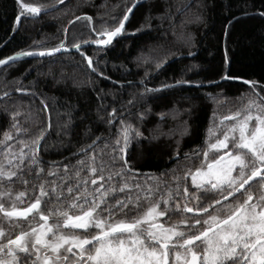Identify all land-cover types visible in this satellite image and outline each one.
<instances>
[{"label":"trees","instance_id":"trees-1","mask_svg":"<svg viewBox=\"0 0 264 264\" xmlns=\"http://www.w3.org/2000/svg\"><path fill=\"white\" fill-rule=\"evenodd\" d=\"M60 1L0 0V60L97 40L135 0ZM226 76L253 85L200 86ZM178 82L188 84L158 90ZM263 118L264 0H148L105 48L1 67L0 264H40L37 246L51 257L49 242L96 237L100 220L134 223L159 212L156 225L176 227L171 241L182 242L212 216L262 209L264 179L216 204L260 165L251 155L228 186H197L192 176L236 152L242 126L251 132ZM35 202L26 217L8 214ZM84 214L94 218L87 229L68 224ZM135 234L162 248L151 233ZM20 236L25 244L32 237L30 249L16 242ZM171 241L168 260L186 249ZM63 259L82 264L73 251Z\"/></svg>","mask_w":264,"mask_h":264},{"label":"rangeland","instance_id":"rangeland-1","mask_svg":"<svg viewBox=\"0 0 264 264\" xmlns=\"http://www.w3.org/2000/svg\"><path fill=\"white\" fill-rule=\"evenodd\" d=\"M22 7L30 14L39 13V10L31 5L22 3ZM247 128V124L242 126L240 131L241 141L238 142L236 152L224 158L220 157V159L213 160L205 168L193 174L192 181L195 185L202 187L212 184V186L225 187L232 184L235 168L243 163L245 155H251L249 157L254 158L259 164L264 163V118L260 119L253 131L250 132V129ZM225 147L226 144L222 148ZM258 210L257 205H253L251 208L246 207L238 217L209 234L200 243L210 244L209 249L202 248L200 244L184 250L178 249L172 253L173 257L169 260L167 259V251L170 250L147 246L144 244V239L141 240L139 237V240H137L138 236L135 234V232L151 233L163 243H168L176 238L178 235L176 227L156 225L160 221L159 212H149L134 223H111L97 220L102 227L96 237L81 239L78 237V239H74L67 236L62 238L61 241L49 242V247L53 251L48 249L49 253L53 254L51 257H43V254H48L40 251L45 248L44 246L43 248L37 246L40 250L36 248V251L40 253V264H69L63 257L72 251L77 255V258L81 254L82 261L86 262L88 260L89 264H201L197 259L199 256L206 264H217L218 259L220 261L230 260L229 258L233 255L231 251L237 243L244 245L245 248L246 238H255V241L264 236V218L261 217V213L264 214V208L262 212L257 213ZM218 218L212 216L208 219L207 225L209 227L217 225L222 220ZM93 222L94 218L89 215L75 226L80 229H87ZM246 225L250 229L240 232L239 227H245ZM177 231L180 232L179 229ZM117 236H119L118 239ZM37 238L44 241L42 234L38 235ZM28 239L33 240L32 237H28ZM94 239L97 240L98 244H95L93 249H88ZM24 240L23 236H20L16 242L24 245ZM31 240L25 244L28 249L31 248L32 244L29 243ZM263 249L264 242L258 246L255 254L257 255ZM202 251H204V254H202ZM88 253L90 254L89 259L87 258Z\"/></svg>","mask_w":264,"mask_h":264},{"label":"water","instance_id":"water-1","mask_svg":"<svg viewBox=\"0 0 264 264\" xmlns=\"http://www.w3.org/2000/svg\"><path fill=\"white\" fill-rule=\"evenodd\" d=\"M66 0H62L60 1V4L65 2ZM148 0H135L134 3L131 5V7L128 9V11L126 12L124 18L122 19L121 23L118 25L117 28H115L113 31L105 34V35H101L104 38L99 39V40H92V41H86L84 43H79L73 46H61L58 48H54V49H49V50H41V51H29V52H21V53H16L14 55H11L7 58L1 59L0 60V68L8 65L10 63L16 62V61H21V60H27V59H33V58H47V57H51L57 54H61V53H68V52H80L84 47H95V48H105L107 46H109L110 44H112L117 38H119L120 36L123 35V33L125 32L128 22L130 21L134 11L136 10V8L145 3ZM85 56V55H84ZM88 60L89 65L92 67V61L88 56H85ZM224 80H233V81H238V82H242L246 85H253V82L250 80H246V79H240V78H228L227 76L224 77L223 79H220L218 81L215 82H211V83H206V84H200V86H211V85H216L221 83ZM184 84H188L185 82H178L172 85H167L163 88H159L158 90L161 89H165V88H169V87H174V86H180V85H184ZM40 146V145H39ZM38 146V148H39ZM225 155H222L221 157H224ZM264 177V166L259 167L258 169H256L242 184H240L236 190H234L233 192H231L230 194H228L227 196L221 198L220 200L217 201V204H221L225 201H228L230 199H232L233 197H235L236 195H238L240 192H242L245 188H247L250 184H252L254 181L263 178ZM39 206L38 202H35L34 204H32L31 206L24 208V209H17V210H13V211H9L8 214L10 216L13 217H25L30 215L31 213H33ZM187 212L190 214H194V215H202L204 213H206V210H192V209H187ZM239 212H237L234 216H232L231 218H228L226 220H224L223 222H221L220 224L205 230L203 233L194 236L188 240H186L185 245H190L193 244L195 242H198L200 240H202L205 236H207L209 233L215 231L216 229H218L219 227L223 226L224 224L228 223L233 217H235ZM86 217V214L74 218L72 220H70L68 223L69 224H74V223H78L80 222L82 219H84ZM163 246H167V244H163Z\"/></svg>","mask_w":264,"mask_h":264},{"label":"flooded vegetation","instance_id":"flooded-vegetation-1","mask_svg":"<svg viewBox=\"0 0 264 264\" xmlns=\"http://www.w3.org/2000/svg\"><path fill=\"white\" fill-rule=\"evenodd\" d=\"M213 185H215V184H213ZM261 215H262L261 217L264 218V214L261 213ZM239 229H240L239 231L242 232V231L250 229V227H248V225H246L245 227H239ZM249 233H251V232H249ZM254 239L255 238H252V239L249 237L246 238L245 242H247V243H246L245 248H244V245L237 243L235 248L231 251L233 255L232 256L230 255L231 256L229 258L230 260L229 261L228 260H226V261L221 260L220 261L218 259L219 262H217V264H252V263L264 264V249L261 252H259L257 255L255 254V251L257 250L258 246L264 242V236L260 237L259 239L255 240V241H254ZM185 240L186 239H184L182 242H178V241L172 242L171 245L184 247ZM202 242L203 241L198 242V243H194L192 245H189L188 247H193L195 245H199ZM200 245L202 246V248H206V249H209L211 247L210 244H200ZM202 248H201V250H202ZM202 254H204V251H202ZM89 257H90V254H87L88 259H89ZM197 259L201 264H206L205 261H203L201 259V256H199ZM82 260H83V257L80 254V255H78V258L74 262L81 261L82 264H89L88 260L86 262H83Z\"/></svg>","mask_w":264,"mask_h":264},{"label":"bare ground","instance_id":"bare-ground-1","mask_svg":"<svg viewBox=\"0 0 264 264\" xmlns=\"http://www.w3.org/2000/svg\"><path fill=\"white\" fill-rule=\"evenodd\" d=\"M76 21V20H73V22ZM124 34V33H123ZM26 217V216H25Z\"/></svg>","mask_w":264,"mask_h":264}]
</instances>
